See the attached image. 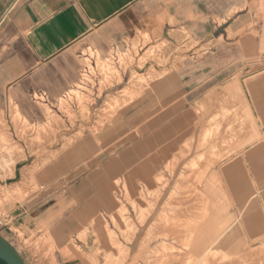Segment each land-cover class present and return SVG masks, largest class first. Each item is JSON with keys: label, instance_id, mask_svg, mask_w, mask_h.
Returning <instances> with one entry per match:
<instances>
[{"label": "crops", "instance_id": "1", "mask_svg": "<svg viewBox=\"0 0 264 264\" xmlns=\"http://www.w3.org/2000/svg\"><path fill=\"white\" fill-rule=\"evenodd\" d=\"M11 5L0 27V131L11 113L45 123L81 81L90 53L105 60L137 47L136 63L155 54L143 68L133 66L146 82L122 109L125 123L120 117L103 134L77 138L38 172L41 191L67 195L14 206L2 220L9 236L21 243L11 226L29 238L72 207L51 237L65 262L76 260L67 244L72 234L111 214L116 182L140 168L149 191H161L150 183L173 175L174 205L190 198L189 212H180L190 238L212 242L193 255L220 241L221 254L238 264H264V0H0V15ZM123 126L140 127V140L123 136ZM24 170L18 182L0 185H22ZM14 247L27 262L30 249Z\"/></svg>", "mask_w": 264, "mask_h": 264}, {"label": "rangeland", "instance_id": "2", "mask_svg": "<svg viewBox=\"0 0 264 264\" xmlns=\"http://www.w3.org/2000/svg\"><path fill=\"white\" fill-rule=\"evenodd\" d=\"M139 50L135 47L126 53L112 52L105 60L90 53L86 60L87 69L79 84L49 109L47 121L41 125L30 123L19 113H11L9 122L4 123V131H0V181L16 183L20 169L26 167V170L22 185L4 188L0 185L1 220L6 219L17 204L25 205L30 201L41 204L51 196L67 195L61 188L47 193L41 191L36 174L46 165L54 163L77 138L103 134L120 117L125 123L126 113L122 109L136 97L135 89L146 82L137 75L133 66L143 68L155 54L151 50L136 63ZM129 71L130 76L127 74ZM120 130L124 131L123 136L134 135V142L140 140V127L123 126ZM136 153V156H141L142 149L138 148ZM201 163L204 164L205 160ZM167 166V171L173 173L174 166ZM192 167L201 168L195 162ZM143 178L139 168L130 177L125 176L116 182L113 197L117 206L112 213L107 211V214L92 217L82 229L72 234L71 242L67 244L71 258L76 260L71 262H65L68 256L54 245L51 234L57 222L65 221L76 212L72 207H61L39 224L29 238L11 226L21 243L16 237H10L2 228L4 226L0 227V232L19 250L22 245L30 249L32 255L26 257L27 264H231L232 261L238 264L237 257L221 254L218 250L220 241L211 245L215 246V250L211 249L205 255H193L196 247L212 242L190 238L189 218L184 214L180 216L185 209L189 212L190 198H183L180 205H174L173 201L179 200V196L176 194L172 199L173 175H162L159 180L157 178L156 182L150 183V189L157 183L161 191H149L147 185L143 187ZM196 179L197 176L192 184L196 183ZM192 194L195 197V192ZM182 195L190 197L191 194L183 191ZM92 210L95 211L94 208ZM175 213H178L177 219ZM143 240L147 242L141 249ZM118 248L130 251L125 261L124 251Z\"/></svg>", "mask_w": 264, "mask_h": 264}, {"label": "water", "instance_id": "3", "mask_svg": "<svg viewBox=\"0 0 264 264\" xmlns=\"http://www.w3.org/2000/svg\"><path fill=\"white\" fill-rule=\"evenodd\" d=\"M0 262L3 264H27L19 251L1 235Z\"/></svg>", "mask_w": 264, "mask_h": 264}, {"label": "built area", "instance_id": "4", "mask_svg": "<svg viewBox=\"0 0 264 264\" xmlns=\"http://www.w3.org/2000/svg\"><path fill=\"white\" fill-rule=\"evenodd\" d=\"M13 9V5L9 6L1 15H0V27L3 25V23L7 20L9 17L11 11ZM4 226V222L0 220V227Z\"/></svg>", "mask_w": 264, "mask_h": 264}, {"label": "bare ground", "instance_id": "5", "mask_svg": "<svg viewBox=\"0 0 264 264\" xmlns=\"http://www.w3.org/2000/svg\"><path fill=\"white\" fill-rule=\"evenodd\" d=\"M178 188H179V187H178ZM175 193H176V192H175ZM175 193L172 195V199H174V198L176 197V194H175ZM143 218H144V217H143ZM143 218L141 219V222H142V223H144ZM153 226H154V225H153ZM153 228H154V227H153ZM146 242H147V240H143V241H142L141 249L144 248ZM118 249L121 250L122 248H118ZM122 250H123V249H122ZM123 251H124V254L126 255V256L124 257V259H123V261H125V260L128 258L130 251H125V250H123ZM259 251H260V250H259ZM259 251H258V252H259ZM258 252H257V253H258ZM155 253H156V252H155ZM263 254H264V251H263ZM263 256H264V255H263ZM261 258H262V257H261ZM263 258H264V257H263ZM260 260H261V259H260ZM261 261H262V260H261ZM92 263H93V262H92ZM159 264H161V263H159Z\"/></svg>", "mask_w": 264, "mask_h": 264}, {"label": "trees", "instance_id": "6", "mask_svg": "<svg viewBox=\"0 0 264 264\" xmlns=\"http://www.w3.org/2000/svg\"><path fill=\"white\" fill-rule=\"evenodd\" d=\"M1 263V262H0ZM1 264H3V263H1Z\"/></svg>", "mask_w": 264, "mask_h": 264}]
</instances>
